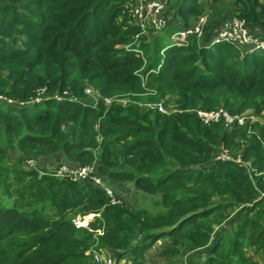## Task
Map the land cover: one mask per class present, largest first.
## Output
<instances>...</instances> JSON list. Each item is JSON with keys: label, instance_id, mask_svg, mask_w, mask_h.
<instances>
[{"label": "trees", "instance_id": "trees-1", "mask_svg": "<svg viewBox=\"0 0 264 264\" xmlns=\"http://www.w3.org/2000/svg\"><path fill=\"white\" fill-rule=\"evenodd\" d=\"M218 1L178 0L162 31L170 39ZM232 4L207 14L187 44L158 47L159 32L140 41L131 0H0V95L13 101H0V264H93L92 250L115 264H143L161 240L168 243L159 254L180 264L204 247L199 264H260L248 247L264 251V122L227 126L222 115L205 121L197 113L242 116L250 108L264 116V51L211 43L233 16L264 38V0ZM88 87L97 100L87 101ZM150 92L173 108L135 101ZM64 95L72 99L58 100ZM122 95L132 102H118ZM8 146L21 153L18 162L41 147L75 165L93 163L120 201L89 177L11 164ZM224 151L232 158L216 159ZM119 182L160 193L159 208L126 202ZM230 209L244 213L231 234L218 228ZM77 213L93 214L91 229L74 224Z\"/></svg>", "mask_w": 264, "mask_h": 264}, {"label": "rangeland", "instance_id": "rangeland-1", "mask_svg": "<svg viewBox=\"0 0 264 264\" xmlns=\"http://www.w3.org/2000/svg\"><path fill=\"white\" fill-rule=\"evenodd\" d=\"M232 1L233 0H220L213 6L214 8H208V7L205 8L206 10L203 13L213 14L214 12L221 11L220 12L221 14L223 12L232 11L231 10L232 5H233ZM131 2L133 4L132 14L134 15V18L136 19L138 23L143 24L142 28H143L144 38H142L141 40L139 39V40L142 41L143 44H149L150 42L153 41L155 35L159 32L158 37L160 38V40L158 42V47L162 46L163 44L165 45L168 44L167 46H169L170 39L167 36L166 30L161 31V32L160 30L166 27L169 21L173 22L172 10L175 7L178 0H131ZM208 18L209 16L207 17V19ZM162 25L163 27L159 28ZM139 51L140 52H138V54L140 55L144 54V49L143 51L142 50H139ZM153 94L154 92L144 94L140 96L138 100H135V101H137L139 105L140 103L141 104H154V103L160 102L163 108L168 111L169 109L171 110V108H173L172 104L165 106L163 104L164 101L162 99L161 100L156 99L155 95ZM117 97H118L117 99L118 102H122L126 104L129 102H132V99L128 97L127 95H122V96H117ZM90 100L93 101L92 99H90V97H88L87 101H90ZM143 108L156 110L155 108H151V107H143ZM242 116L244 120H251L254 122L255 121L264 122V116L260 114H256L250 108H246V110L243 111ZM8 148H9L8 152L6 153L7 161L11 164L22 166L23 168L28 169V170L38 168L40 171L42 170L41 171L42 173H50V172H53V170L56 167L61 165L60 162H62V164L70 165L73 167L80 166V165H75L71 163V161L67 158H62L61 155L59 154L57 155L54 152H49L48 149L41 148V147H40V150L37 151V154L33 152H28L27 154L23 156L22 160H20L21 162H18V158L21 155V153L19 152L17 156V151H14L13 149H11L10 146H8ZM237 154H239V152ZM117 184H118L117 185L118 187L116 191L119 192L121 197L125 199L126 202L136 207H146L150 210H157L159 208L156 202L157 200H160V197H161L160 193L159 194L143 193L137 190L133 186L132 182H126V183L119 182ZM213 200L215 201V199ZM228 213H229L228 217L224 220V222L218 228L231 234L235 230L238 229V225L240 221L242 220L244 213L241 212L239 209H235L233 211L230 209ZM75 217L83 219L82 213H77ZM79 227H83V226L80 225ZM160 242L161 243H157L153 248H149L150 250L148 249L149 251L147 250L145 252L143 256L145 258V261L143 264H180L179 261H175L176 256L162 255L161 253L159 254V250H160L159 247L161 245H165V244L167 245L168 241L161 240ZM248 248L250 250L249 252L250 255L253 256V258L256 259L260 264H264V251L256 252V250L251 246H249ZM93 253L94 252H92V256H93ZM184 254L182 258L184 264H191V262H198L199 264V261L204 259L206 255L208 254V252H207V248L204 247L200 249L191 250L187 254L185 255ZM178 255H181V254H178ZM99 256L102 258V260L97 261L96 259H94L92 261L93 264H106L107 257L112 258L110 254H106V253L105 254L99 253ZM192 258H195L198 261H194ZM177 259L179 260V257ZM121 261H122L121 264H130L129 262L126 261V259H122Z\"/></svg>", "mask_w": 264, "mask_h": 264}, {"label": "built area", "instance_id": "built-area-1", "mask_svg": "<svg viewBox=\"0 0 264 264\" xmlns=\"http://www.w3.org/2000/svg\"><path fill=\"white\" fill-rule=\"evenodd\" d=\"M207 17H208L207 14H203L202 16H200L198 18L196 23L194 25H192V27L180 28V29L174 31L170 35V46L185 45V44H187L190 36H192L194 34H196L197 36H200L202 28L208 20ZM161 27H163V25L160 26L159 28H161ZM221 41L229 42V43L236 44V45L240 44V46H242V48H243V51H244V49H247L250 51H264V38L250 32L248 27L246 26L245 21L236 17V16L235 17L233 16L231 18H228V19L222 21L221 25L217 28L215 35L212 38L211 43L213 44V43L221 42ZM85 92L90 98L93 96H94V98L95 97L97 98V95L94 93V91L91 88H89V87L86 88ZM57 97H58V100H61L62 98L72 99L71 97H68L67 95H64V97L63 96H57ZM41 99H42L41 96L38 95V96L34 97V99L31 102H29V103L19 102L18 105L23 106L26 104H31L33 102L36 103V102H39ZM0 101H4L7 103H13V101L11 99H8L2 95H0ZM106 101L109 102L110 100L106 99ZM82 103H83V101H82ZM93 104L95 105V103H93ZM140 105H142L143 107L155 108L161 112H166V110L163 108V106L160 102L154 103V104H141L140 103ZM197 113L205 121H208L210 119L218 120V118H220V116L222 115L224 117V120H223L224 124L227 126H229L234 121L238 122L239 124H243L246 121V120H244L243 116H241V115H230L222 109H218V110H214V111L213 110H210V111L197 110ZM230 157H231V155L227 154V152L224 151V152H221L216 157V159L217 158L229 159ZM95 170H96L95 164H93V163L82 165V166L80 165V166H76V167L69 166L66 164H61L60 166L56 167L53 170V173L56 176H68L69 178H71L73 180L89 177L91 180H93V182L96 185L101 186L106 191V193L109 195L111 203H114V204L118 203L120 200L115 197L113 190L110 187L106 186L102 182L100 177L98 175H96ZM263 194H264V192H263ZM84 218L85 217H83V219H80V218L75 217L72 219V221L74 222V224L77 227L82 225L83 227H85L87 229H91L89 226V221L84 223ZM98 232L101 233L99 230H98ZM92 252H94L93 253V255L95 257L94 259H96L97 261L102 260V258L99 256V253L105 254V252H99L98 250H92ZM121 262L122 261H120L117 264H121ZM115 263L116 262L114 261V259H112L111 257H107L106 264H115Z\"/></svg>", "mask_w": 264, "mask_h": 264}, {"label": "bare ground", "instance_id": "bare-ground-1", "mask_svg": "<svg viewBox=\"0 0 264 264\" xmlns=\"http://www.w3.org/2000/svg\"><path fill=\"white\" fill-rule=\"evenodd\" d=\"M93 215L90 214V215H87L85 218H84V223L89 221V219H92Z\"/></svg>", "mask_w": 264, "mask_h": 264}, {"label": "clouds", "instance_id": "clouds-1", "mask_svg": "<svg viewBox=\"0 0 264 264\" xmlns=\"http://www.w3.org/2000/svg\"><path fill=\"white\" fill-rule=\"evenodd\" d=\"M164 28H166V27H164ZM164 28H162L160 31H162ZM169 46H170V44H169ZM169 46H167V47H169Z\"/></svg>", "mask_w": 264, "mask_h": 264}, {"label": "crops", "instance_id": "crops-1", "mask_svg": "<svg viewBox=\"0 0 264 264\" xmlns=\"http://www.w3.org/2000/svg\"><path fill=\"white\" fill-rule=\"evenodd\" d=\"M109 254V253H108Z\"/></svg>", "mask_w": 264, "mask_h": 264}]
</instances>
